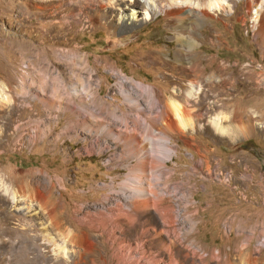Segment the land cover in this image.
I'll return each instance as SVG.
<instances>
[{"label": "rangeland", "instance_id": "1", "mask_svg": "<svg viewBox=\"0 0 264 264\" xmlns=\"http://www.w3.org/2000/svg\"><path fill=\"white\" fill-rule=\"evenodd\" d=\"M51 1L0 0V264H21V212L30 217L40 212L41 219L33 224L47 233L48 223L37 204L32 213L22 211L15 186L20 177L34 175L39 182L53 179L55 194L62 193L58 210L62 214L66 208L74 227L81 214L95 213L117 199L127 175L140 161L128 156L127 140L119 135L124 137L132 130L141 140L139 145L148 146L141 124L136 123L138 117L141 123H149L148 88L163 104L179 101L190 110H199L196 115L205 116L199 117L196 134L171 138L170 145L177 150L167 161L169 168L177 170L172 183H182L196 167L198 149L214 160L213 169L222 167V176L234 179L229 186L218 176L208 182L197 180L199 191L192 202L201 209L209 203L214 206L201 212L202 224L194 232L189 221L194 208L184 211L187 204L179 200L180 194L171 193V201L165 204L177 210L176 228L185 229L180 231L186 234L185 244L197 253L202 254L195 244L204 249L203 256L213 249L237 262L244 240L236 238L241 217L229 239L228 228L217 224V218L230 209L231 215L236 213L238 192H244L248 204L242 201L240 209L250 216L254 211L250 202L256 200L259 223L264 224V0H230L229 7L212 11L193 6L208 0H189L179 7L201 13L197 25L184 24L183 31L165 16L173 9L167 1L120 3L109 12L114 19L107 25L102 8L95 14L89 10L86 17L92 20L91 26L61 31L67 34L63 42L57 39L62 26L52 25L59 18L48 9ZM130 16L135 19L132 23ZM174 33L192 45L183 58L175 56L180 46ZM130 100H138L144 114L134 111ZM225 115L231 137L219 133ZM241 126L244 134L238 131ZM139 155L143 162L152 159L149 147ZM59 180L66 183V192L58 187ZM251 225L245 226L247 230ZM256 245L257 237L249 252ZM53 249H49L50 256ZM68 250L74 258V250L70 246ZM103 250L97 262L116 264L110 247ZM261 257L264 264V248Z\"/></svg>", "mask_w": 264, "mask_h": 264}, {"label": "bare ground", "instance_id": "2", "mask_svg": "<svg viewBox=\"0 0 264 264\" xmlns=\"http://www.w3.org/2000/svg\"><path fill=\"white\" fill-rule=\"evenodd\" d=\"M136 1L137 0H52L49 3L50 7L48 9L53 10L55 12L54 17L59 18V20L54 21L52 25L57 28L62 26L58 32L57 39L58 42H63L66 41L67 34H62L63 32L61 33V31L68 32L67 30H71L77 25L83 26L84 28L86 24L87 26H91L90 23L92 20L86 17L87 13L90 12L89 10H92L94 13L97 11V8H102L103 15L107 21L105 24L107 25L114 19L109 12H114L120 3H129L128 6H130V4ZM161 1H167L169 6L174 9L165 12L167 18L179 24L178 26H173L174 28L180 26L179 29L183 31L187 26L193 27L197 25L201 12L198 14L194 12L189 13L185 9L179 7L183 4L188 5L189 0ZM229 1L230 0H208L205 4L193 3V6L211 11L221 10L229 7ZM161 12L162 10H160V13ZM149 16L150 13L147 12L146 17L148 18ZM129 20H131L130 23H132L135 20L134 16H130ZM184 24L187 26L185 27ZM189 33L191 34V31H189ZM173 38L180 46L175 49V56L178 58L185 57V51L191 50L192 45L187 41L188 39L184 40L181 34L178 35V33H174ZM76 53H78V51L74 52V54ZM75 58L82 59L78 55H75ZM147 90L150 94L149 112L151 117L149 118V123H141L139 117L136 119V123L141 124L144 130L142 139L148 142V146L145 144L140 146L141 140L132 133V130L126 131L130 133L129 135L123 134L124 137L119 135L120 139L127 140L126 147L128 156L138 158L140 161L132 167L130 173L127 175L126 183L121 185V192L113 203L106 204L105 207L101 210H97L95 213L88 211L81 214L80 218L77 220V226L74 227L71 218L67 215L66 208L64 207V213L62 214L58 210L62 193L59 195L55 194L53 179H49L47 182L41 179L39 182L34 175H24L15 183L20 196V203L23 206L22 211L32 213L34 212L33 204H37L44 215L45 221L48 223L45 227L47 233L43 234V232L33 224V221L38 222L41 219V213L34 212L31 215L33 217H30L23 215L21 212L23 219L20 221L21 229L18 234L21 264H39V262H43L42 264H107V262L104 261L97 262V258H101L100 254L104 256L105 249L103 250V247L106 245L110 247L112 251L111 256L116 261V264L262 263L261 254L264 248V239H261V236L264 234V224L259 223L261 216L258 210H260V207L256 200L250 202L253 204L252 207L254 211L252 210L253 213L247 216L245 212L240 209L242 201L244 203L248 202L244 192H238L241 196L240 201L234 209L232 208L233 210L237 209L236 213L231 215V209L228 208L230 210H227L225 215L217 218V224H224L228 228L226 237L229 239L233 231V226L241 217L238 222L239 226L237 227L238 231L236 238L242 239L243 237L244 240L242 239L243 243L237 251V262H233L227 254L222 257L220 251H215L213 249L207 255L203 256L204 249L197 247V244H195V247L198 248L202 254L197 253V251L192 250L185 244L183 237L186 236V234L180 233V231L185 229L176 228V226L179 225L177 210L172 205L165 204L167 200L171 201L170 194H175L176 192L180 194L179 200L187 204L184 211L190 207L194 208L192 218L189 220L193 226V230L191 229V231L194 232V230L202 224L199 217L201 212H206L209 209L211 210L214 206L209 203L205 208L201 209L197 206L196 202H192V199L195 198L194 195L199 191V182L197 180L202 179L204 182H208L211 181L210 178L212 176H218L219 178H224L225 183L229 186L230 183L234 182V179L232 175L229 177L222 176L224 175L222 174V167H215L213 169L214 160L207 157L198 149L197 152L200 154V159L195 163L197 164L196 167L194 166L192 172L188 173L183 178L182 183H172L177 176V170L169 168L167 161L171 160L174 154L177 155V150L170 145L171 138L174 135H180L182 138H185L189 137L190 134H196L198 132L197 121L201 120L199 117L205 119V116L196 115L199 110H190L182 106L179 101L170 100L168 104H163L161 99L155 97L152 89L148 88ZM190 94L187 95V97L190 96ZM184 96L180 95L184 100H187ZM0 98H2L1 95ZM203 99L202 97V100ZM130 101L134 106V111L140 115L144 114L146 110L145 108H141V104L138 100ZM189 103L186 102L188 105ZM240 110H238V112H240ZM238 112L236 111V113ZM228 116H230V113ZM222 122L223 123L218 127L219 133H221L223 137H231V126L227 115L223 117ZM215 123H213V125L217 128ZM91 125L98 126L97 123H91ZM135 125L136 124H134V126ZM205 127L206 126H204L202 130H206L207 127ZM240 128L241 129L238 130L239 133L244 134V127L241 126ZM155 137H157V140H155ZM190 138L191 140L194 139L193 136ZM187 144L191 147H196L194 143L187 142ZM148 147L149 152L151 150L152 159L149 162H143L142 155L139 154L143 149L148 151ZM149 172H152L151 174L153 175L149 174ZM157 172L158 174H156ZM259 186L260 184H257V187ZM58 187H61V190L64 192L67 191L66 183L63 180L58 181ZM216 211L219 212V210H215V212ZM253 219H256L255 222H252L254 221ZM250 224L252 225L247 230L245 226ZM255 226L258 227L255 229ZM83 229H88L95 233H87L84 232ZM257 232L258 236L256 235ZM255 237H257L258 245L254 246L252 252H249L250 244ZM68 246L74 250V258L69 256L70 252ZM50 248H54L52 250V256L49 255ZM228 251L227 249V252Z\"/></svg>", "mask_w": 264, "mask_h": 264}]
</instances>
